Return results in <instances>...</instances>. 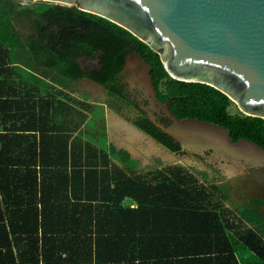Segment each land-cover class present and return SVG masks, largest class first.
Segmentation results:
<instances>
[{
  "label": "trees",
  "instance_id": "trees-1",
  "mask_svg": "<svg viewBox=\"0 0 264 264\" xmlns=\"http://www.w3.org/2000/svg\"><path fill=\"white\" fill-rule=\"evenodd\" d=\"M23 17L31 21L34 31L27 43L15 28V21ZM14 50L28 51L33 63L70 80L86 78L102 85L111 97L141 112L132 120L136 127L180 154V145L158 129L129 96L123 72L128 56L136 53L151 68L157 100L169 103L173 115L219 125L230 131L234 143L249 140L264 148V119L232 115V101L211 86L172 79L159 54L148 45L78 6L39 1L34 8H24L14 0H0L1 62ZM82 58H98L99 68L83 69ZM158 120L170 124L168 118ZM70 139H43L40 161H15L21 169L13 171L8 169L12 162H7L5 171L1 170L5 210L3 215L0 210V218L9 224L0 225V249L6 248V253L0 251V264H11L14 257L8 233L29 241L33 249L26 250L21 261L35 264L39 245L34 242H39L35 236L40 231L45 264H170V259L189 257L194 260H181V264H239L226 230L228 222L210 208L213 193L195 175L175 166L128 176L111 165L105 150L80 139L70 145ZM38 187L47 193L40 194ZM215 188L229 198L228 191ZM126 198L138 207L123 206ZM240 236L260 259L258 264H264L262 237L250 229ZM214 253L215 259L201 258Z\"/></svg>",
  "mask_w": 264,
  "mask_h": 264
},
{
  "label": "water",
  "instance_id": "water-1",
  "mask_svg": "<svg viewBox=\"0 0 264 264\" xmlns=\"http://www.w3.org/2000/svg\"><path fill=\"white\" fill-rule=\"evenodd\" d=\"M78 6L79 10L106 19L158 53L168 75L185 83L211 86L226 95L249 117L264 119V0H32ZM146 67L144 84L152 108L163 110L171 121L162 124L148 117L180 145L181 153L210 154L219 164L252 166L264 171V148L249 140L234 143L228 129L194 119L180 120L170 104L156 99L151 68L136 53L127 58ZM124 206H136L131 198Z\"/></svg>",
  "mask_w": 264,
  "mask_h": 264
},
{
  "label": "crops",
  "instance_id": "crops-1",
  "mask_svg": "<svg viewBox=\"0 0 264 264\" xmlns=\"http://www.w3.org/2000/svg\"><path fill=\"white\" fill-rule=\"evenodd\" d=\"M2 59L0 56V173H2L1 170L5 171L7 162H12L8 165V169L13 171L21 169L20 164L16 166V162L30 161L31 159L40 161L38 155L43 139L47 141L49 138L57 139L70 136V145L74 140L80 139L83 144L88 142L98 149H102L100 145L87 137L88 133L97 134L99 129L102 137L108 140L109 150L105 149V151L109 154L111 165L125 171L128 176L156 173L165 169L164 157H161L159 161V155L154 156L150 152V148H158L164 155L171 153L141 133L140 129L133 124V119L126 120L124 116H119L126 105L111 97L108 89L86 78L73 81L60 75L56 70L44 69L33 63L34 60L28 51L14 50L11 52V57H5L4 63L1 62ZM128 68L129 65L123 72L125 79ZM138 75L130 74V78L125 84L132 87L128 81H137ZM138 81L140 82V79ZM86 88L92 94L87 98L83 97L86 95ZM100 94L113 98L112 103L115 110H110L108 101L101 99ZM94 96H96V100H93ZM86 105L88 111H86ZM120 105L123 107L121 110H119ZM95 108L100 109L98 117L93 115ZM85 115H87V119H84ZM92 121L95 124V131L89 127ZM113 146L116 150L112 152ZM149 146L151 147L149 148ZM123 157L129 161H137V169L127 164L130 162ZM223 164H220V167L225 166L226 171L231 172L230 175L223 174L222 169H219L221 174L219 176L224 177L220 178L211 169L212 172H206L205 176L207 179L209 177L213 180V174L216 179L215 185L228 191L229 198L226 201L213 200L210 208L217 209L222 221L228 222L229 226H226V230L230 233V239L232 238L234 254L239 264H258L260 259L255 255V261L252 263L242 258L244 250L248 248L244 245L240 235L243 231L250 229L264 240V233L256 230L259 226H264V171L252 166L242 168L241 166L231 165L229 167L227 164ZM250 167L255 168L256 172L249 173L247 170ZM38 178L41 181L40 174ZM224 185H227L230 191L228 188H224ZM111 187L115 188V185L112 183ZM38 189L41 191L40 194L47 193L41 187ZM256 193H259L260 196H255ZM40 194L39 197H41ZM48 200L47 198L46 202ZM0 201L1 215H3L5 204L2 196H0ZM130 207L137 208L138 204ZM38 208L41 210V205ZM4 224L7 226L9 221L5 217H1L0 225ZM8 231H10L9 228ZM8 234V241L12 243L11 250L14 256L10 263L22 264L21 256L26 255V250L32 251L33 248L25 238L19 235L15 237L12 233ZM35 237L39 238V242L33 241L34 244L39 245V255L35 264H45V245L42 232L40 231ZM18 238L19 240H15ZM0 251L6 253V248L2 247ZM28 254L30 253L28 252ZM60 255L66 257L65 253ZM208 257L215 259L217 254L201 258ZM170 260V264H181V260L193 261L194 257ZM27 264H30V261Z\"/></svg>",
  "mask_w": 264,
  "mask_h": 264
},
{
  "label": "rangeland",
  "instance_id": "rangeland-1",
  "mask_svg": "<svg viewBox=\"0 0 264 264\" xmlns=\"http://www.w3.org/2000/svg\"><path fill=\"white\" fill-rule=\"evenodd\" d=\"M14 1L20 7H24V8L25 7H28V8H34L35 7V1H32V0H14ZM15 28L19 32V34L21 36V40L24 41V43H27L29 41V37L34 34V31H33L32 25H31V21L28 20L26 17H23L22 19L15 21ZM79 63L82 66V68L87 70V71L99 68V59L98 58L97 59L82 58L79 60ZM145 73H146V67H144L143 64L140 61H138L136 58L135 59L133 58L131 60V63L129 64V68L126 72V80H128L130 78V76H129L130 74H132V75H138L139 74L137 81L129 80L128 82L131 83L133 91L138 89V91L143 95V97L145 99L144 105L147 106V100L150 99L151 94H150V91L148 90V88L144 85L147 83V78H146ZM138 79H140V82L138 81ZM85 92H86V95L85 96L83 95V97H85V98L89 97V95L91 93L88 92L87 88H86ZM99 96L101 97V99H106V101H108V107H110V110L114 109L113 108L114 105L112 103L114 101L113 98H111V97L109 98L106 95L104 97L103 94H100ZM94 99L95 100L97 99L96 96H94L93 100ZM134 100H136V99L134 98ZM142 102L143 101H141V103ZM229 111L232 115H244L240 111L238 106L233 102H232V105H231ZM121 113L122 114L118 113L119 116H121V117L124 116V118L126 120H130L132 118H135V114H136L135 110H133L132 108H129L127 106L122 109ZM93 115L95 117L100 116V109L95 108ZM118 118L120 119V117H118ZM89 127L95 131L96 128H95L94 121H92L90 123ZM87 137L89 138V140L100 145V148H102L104 150L105 149L109 150L108 140H106L105 138L102 137L100 129L98 130L97 134L88 133ZM150 147L151 146H149V148ZM157 149L156 148L155 149L150 148V152H152L154 154V156H156L158 154L159 155V158H158L159 161H160L161 157H164V167L165 168L175 167V166L182 167L186 171L195 175L199 179L200 182L203 181L202 182L203 185L208 186L207 187L208 190L213 193L211 200H215V201L216 200L217 201L228 200V198H225L224 195H220L218 190L215 188V186H218V185H215L216 179H215L214 175L212 174L213 180H211L209 177L207 179L205 175H207L206 172H208V173L212 172V170H211L212 167H213V169L214 168L222 169V172L225 175H227V174L230 175L231 172L228 173L226 171L227 168L225 166L220 167L219 165H217L216 162L210 156V154H206V156L202 157L203 161L199 162L198 160H194L192 157H189L188 155L184 156L183 154L180 155V156H182V158H180L179 156L175 157L174 155H171V154L170 155L165 154L166 155L165 156L160 149H158V150ZM115 150L116 149L113 146L112 152ZM123 159H126V157H123ZM127 161H129V160H127ZM129 162L130 163H127V164H129L131 167H135V169H137V167H138L137 161H129ZM223 165H226V164L224 163ZM224 188H228V186L224 185ZM228 189L230 191V188H228ZM256 230L258 232L264 233V226L261 225L258 228H256ZM242 258L247 259L250 263L255 261L254 254L251 251H249L248 249L244 250V254L242 255Z\"/></svg>",
  "mask_w": 264,
  "mask_h": 264
},
{
  "label": "flooded vegetation",
  "instance_id": "flooded-vegetation-1",
  "mask_svg": "<svg viewBox=\"0 0 264 264\" xmlns=\"http://www.w3.org/2000/svg\"><path fill=\"white\" fill-rule=\"evenodd\" d=\"M126 81L127 80L125 79V82ZM127 87H128V93H129L130 98L132 100H134V98L136 99L134 101H136L139 104L140 110H142V112H144L147 116L149 115L150 112H152V113H154L157 116L158 119L168 118V117L165 116V113H164L163 110H160L158 112V111H156V110H154L152 108V102L150 100L152 98V96H150V99L147 100V106H145L144 105L145 99H144L143 95L138 91V89H136V90L133 91L132 90V87L129 84L127 85ZM141 101H143V102L141 103ZM129 108H131V107H129ZM132 109L135 110V112H136L135 118L142 116L140 111H138V110H136L134 108H132ZM135 118H132V119L134 120ZM170 123H171V121H170ZM183 155L184 156L188 155L189 157H192L194 160H198L199 162L200 161H203L202 157H199V156H196V155L187 153V152L186 153H183ZM216 164L220 166V164H218L217 162H216ZM211 169L213 170V172H214L215 175H217V176L221 175L220 174V171H219L220 168L219 169H216V168L213 169V167H212ZM247 171L249 173H252L253 174L254 172H256V169L250 167ZM220 178H224V177H220ZM255 196H260V194L259 193H256Z\"/></svg>",
  "mask_w": 264,
  "mask_h": 264
}]
</instances>
